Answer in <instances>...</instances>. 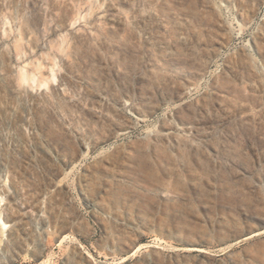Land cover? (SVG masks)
<instances>
[{
    "label": "rangeland",
    "instance_id": "1",
    "mask_svg": "<svg viewBox=\"0 0 264 264\" xmlns=\"http://www.w3.org/2000/svg\"><path fill=\"white\" fill-rule=\"evenodd\" d=\"M264 0H0V264H264Z\"/></svg>",
    "mask_w": 264,
    "mask_h": 264
},
{
    "label": "water",
    "instance_id": "2",
    "mask_svg": "<svg viewBox=\"0 0 264 264\" xmlns=\"http://www.w3.org/2000/svg\"><path fill=\"white\" fill-rule=\"evenodd\" d=\"M262 226L264 227V222L262 223Z\"/></svg>",
    "mask_w": 264,
    "mask_h": 264
}]
</instances>
